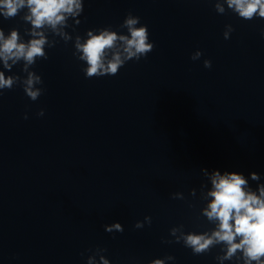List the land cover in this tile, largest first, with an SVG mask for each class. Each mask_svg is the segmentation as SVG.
I'll return each instance as SVG.
<instances>
[{"label": "water", "instance_id": "obj_1", "mask_svg": "<svg viewBox=\"0 0 264 264\" xmlns=\"http://www.w3.org/2000/svg\"><path fill=\"white\" fill-rule=\"evenodd\" d=\"M81 4L55 29H34L27 7L0 14L5 38L16 30L27 44L42 33L48 57L27 71L23 59L5 68L0 58L5 78H17L0 90V264H243L239 253L218 259L223 243L194 255L183 236L217 228L204 215L214 172L242 175L257 196L264 186V18L244 20L226 0ZM129 13L153 50L116 75L86 77L77 37H130ZM124 47L118 40L105 62L123 60ZM29 72L43 81L36 101L23 91ZM116 223L122 232L107 231Z\"/></svg>", "mask_w": 264, "mask_h": 264}, {"label": "clouds", "instance_id": "obj_2", "mask_svg": "<svg viewBox=\"0 0 264 264\" xmlns=\"http://www.w3.org/2000/svg\"><path fill=\"white\" fill-rule=\"evenodd\" d=\"M229 9L234 10L238 16L244 20H252L255 17L264 18V0H226ZM27 7L29 14L24 19L31 21L34 29L41 28L45 24L53 29L65 20V14L77 15L83 10L81 0H0V14L5 19L14 18L19 10ZM215 10L224 13L225 9L220 5H215ZM138 16L129 13L123 21L121 27H127L130 37L117 35L115 31L108 29L101 30L98 35L88 32V39L80 43L77 37L76 49L82 53L79 59L87 62L88 67L85 75L88 78L93 76L116 75L118 69L124 64L125 60L133 57L139 60L153 50V43H148L147 26L141 25ZM229 31H234L231 25H227ZM32 35L39 36V39H32L27 44L18 43V32L12 30L10 35L5 38L4 32L0 29V58L4 61L5 68H10L9 60L15 64L18 60L26 61L27 66L35 63V57L47 59L43 51L46 43L42 33L33 31ZM224 38H229V33H224ZM122 41L125 45L123 51L127 54L122 60L119 52L113 53L112 59L106 60V54L116 46L117 41ZM202 53L197 51L191 56L193 61L198 60ZM204 67L211 68V61L204 60ZM17 78H5L0 72V90L12 89ZM41 76L29 72L27 80L24 81L23 91L32 101H36L43 93L42 88L35 85L42 84ZM2 94V93H0ZM43 116L41 110L37 113ZM27 119V114H25ZM253 179H257L255 173ZM213 190L208 193L212 197L204 215L211 220L218 221L215 231L196 235L188 234L183 236L184 245L192 249L194 255H200L210 250L211 246L218 243L226 245V254L218 257L221 261L231 260L239 253V259L243 264H264V186L259 189V196L251 191L245 190L247 181L240 174L235 172L221 175L218 171L212 175ZM145 219L151 223L150 217ZM143 225L137 221L136 228ZM112 228L123 231L121 225L116 223L107 228L111 232ZM173 229V234H175ZM179 242V241H177ZM106 251V249H105ZM174 259V257H167ZM102 264H109V261L101 257ZM152 264H163L162 260H155Z\"/></svg>", "mask_w": 264, "mask_h": 264}]
</instances>
